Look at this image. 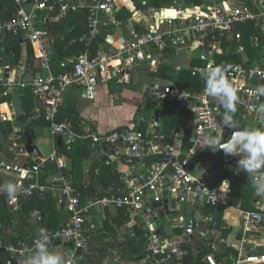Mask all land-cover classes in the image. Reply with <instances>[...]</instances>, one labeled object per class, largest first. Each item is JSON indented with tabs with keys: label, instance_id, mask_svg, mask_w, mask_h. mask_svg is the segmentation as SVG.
Masks as SVG:
<instances>
[{
	"label": "built area",
	"instance_id": "1",
	"mask_svg": "<svg viewBox=\"0 0 264 264\" xmlns=\"http://www.w3.org/2000/svg\"><path fill=\"white\" fill-rule=\"evenodd\" d=\"M15 3V13L0 19V52L9 39L31 43L38 50L40 73L29 79L24 69L3 72L0 87L5 89L4 96L16 88L30 90L42 106L41 116L53 137L62 141L64 151L55 146L49 157L36 158L27 149L24 130L17 126L10 133L6 144L8 156L0 159V172L14 179L13 183L20 188L15 198L7 196L14 220L19 217L23 199L45 200L53 193L65 219L58 230L48 233L52 243L73 245L65 254L69 264L97 261L89 259L97 258L96 249L104 247L107 241L97 244L94 237L107 213L114 210L125 212L130 220L128 228L142 221L138 225H143L146 240L139 264H264V253L260 251L264 247L257 243L264 233V198L258 197L253 211L232 206V185L241 174L236 171L239 157L227 158L225 169L232 178L229 176L220 184L214 173H208L207 168L214 164L202 159L207 149L202 148L203 136L219 133L226 140L235 130L222 128V109L218 113L216 98L204 90L194 95L180 92L169 83L151 87L149 94L156 100L186 99L190 104L192 115L172 133L173 144L165 143L166 136L158 134L155 121L149 123L145 132L121 126L108 133L78 134L70 120H58L70 88H81L84 97L93 102L98 87L116 80L125 81L129 70L149 66L153 73L160 64H167L166 60L172 62V57L164 56V52L172 49L177 59L188 63L187 68L176 66L177 71H192L204 84L210 66H219L221 58L234 57L225 66L226 78L238 96L236 130H242L241 124L264 128V113L259 110L264 105V94L258 91L264 88V0H204L201 6L173 10L179 14L174 18L163 15L168 9L151 7L145 12L135 11L131 39L116 46L109 36L106 39L109 50L96 55L92 54V48L101 28L119 25L115 14L121 9V0H15ZM124 3L127 6L128 0ZM70 14L86 15L88 31L79 40L84 49L70 70L56 75L52 70L56 38L50 29L40 30L39 26H55ZM138 14L144 15L140 22H135ZM67 64L62 63L61 67L66 69ZM37 118L38 115H32L28 124ZM12 121L0 116V123ZM187 138L192 142L190 148L186 147ZM86 141L91 143L102 165L113 167L117 173V183L108 190H91L88 183L80 189L67 174L71 170L68 157L73 146ZM219 153H212V157ZM51 165L58 167V175L49 185L40 184L41 174ZM158 203L162 204L159 209L169 217L166 228L156 219L148 221L153 205ZM148 209L151 214L146 215ZM221 209L224 215L236 212L240 221L242 235L234 243L224 236L230 227L220 222V229H215ZM206 210L211 213L203 215ZM35 217L43 221L40 212ZM36 240L18 249L0 240V254H15L20 258L0 264H22ZM115 261L120 262L121 258Z\"/></svg>",
	"mask_w": 264,
	"mask_h": 264
},
{
	"label": "trees",
	"instance_id": "2",
	"mask_svg": "<svg viewBox=\"0 0 264 264\" xmlns=\"http://www.w3.org/2000/svg\"><path fill=\"white\" fill-rule=\"evenodd\" d=\"M203 3L204 0H128V6H124L123 0V6L116 12L115 19L117 22L120 23V26L124 28L126 27L127 23L133 18L135 11L145 12L148 10V8L151 7H154L159 10L168 9L169 11L163 13V15L167 16L168 18H174L177 17L179 14L173 10L182 11L187 8L201 6ZM2 11L3 7L0 9V13H2ZM8 13L14 14L15 10H13L12 12L9 11ZM49 29L51 35L56 38L55 49L52 55V70L56 75H62L67 70H70L72 68L73 61L84 49L83 45H81L78 40L82 35L87 34L88 31L86 15L70 14L66 16V18H64L61 23L56 24L55 26L50 25ZM113 33L114 28L112 26H103L101 28V34L93 44V55L98 54L100 51L104 52L109 50L108 44L106 43V39L107 37L112 36ZM73 40H77V43L75 45H71ZM23 44L28 45V67L37 72L41 67L40 60L38 58V50L35 46L24 42L21 39L13 38L6 41L0 52V58L2 57L4 59L5 56H8L7 59L11 61L13 67L19 66L21 63L20 60ZM172 54V49L167 52H164L165 57H171ZM232 59H234V57L221 58L219 60V66H225V62L230 61ZM62 63H68L67 67H64L66 69H63V67H61ZM196 65L201 64L196 63ZM149 75H151L156 80L164 81L166 83H169L170 85H173L180 92H186L190 95L201 93L205 89V84L200 81L197 74L189 70L177 71L176 67H173L172 65L160 64L157 67V71L149 73ZM4 92L5 89L0 87V103L6 102V100L10 99L7 98V96L3 95ZM112 92L114 91L112 90ZM14 93H18L19 97L25 102L32 103L34 102V100H37L30 90L23 91L19 88H16L14 90ZM150 97L151 98L148 99L145 112L147 113V111H152L151 113H153V119L151 118L150 120L148 117L144 116L142 118H145L146 121L142 122V118L140 119V117L142 115L143 108H139L132 121L134 129H139L140 131L145 132L148 128L149 123L151 121H156L157 116L155 115V107L153 109V106H156L157 100L152 96ZM29 113L30 111L28 110L23 116L19 118L21 120V123L26 122V120L29 118ZM160 114H164V118L162 119L161 116H159L158 124L162 120H166L170 117V113L166 109L164 111H161ZM182 118V115H180L178 118L179 123H177L175 127H168L169 125H165V127L162 129H159V127L157 128L159 135L166 136L165 143H174V139H172V133L177 130L179 124H181ZM66 119L72 122L74 131L76 133L84 134V126L82 125L83 123L80 118V115L76 112L74 108L67 105L63 106L58 117L59 121H63ZM239 120H241V115H239ZM33 123H29V125L27 126L28 131L32 130L33 126L31 124ZM241 125L242 129L246 127L251 128L248 127L246 124ZM13 129L14 128L11 122L0 123V151H2V149L7 144L8 138ZM78 144H83L81 146L85 147V151L83 154L84 158H89L92 151L91 143L89 141L79 142L73 146L70 157L73 158L74 166H72V169L70 170V172H68V175L71 176V178L75 182V185L81 189L85 184L88 183L90 185L91 190L95 191L98 188L108 190L110 187H112V185L116 184L118 179L115 169L113 167H106L102 165L101 160L98 159H96L95 162L92 164L91 169L88 171V174L84 179L83 167H81V165L83 164V159L80 158L78 154L76 155V152H74V148H76ZM186 147H192V142L189 138L186 139ZM60 151H64L63 148H61ZM79 153L81 154V152ZM212 153L213 152L211 150L207 151L205 154L206 156L203 160L206 161L207 158L211 157ZM219 154L222 159L217 163V166L214 164V167H216L217 171L216 181L218 184H220L225 178L229 177L225 173L218 172V168L219 165L220 168L223 165V159L226 160L230 157L226 156L223 151H220ZM76 162L79 164L76 165ZM230 178L232 177L230 176ZM4 183L5 181L0 180V184ZM84 194L87 195V192H84ZM6 198L7 195L0 198V200L2 201V203H4L5 206L7 201ZM29 199L35 202V204L38 205V208H40L41 204L46 200H39L37 198ZM257 199L258 196L255 195V191L252 186L250 177L245 173L241 172L240 176L234 179L232 185L230 197L232 206L245 211H253L255 210V202L257 201ZM210 213V210H206L205 212H203V215H207ZM223 215L224 210L221 209L217 216L218 222L222 223ZM42 222H44V217ZM129 222L130 220L128 216L123 211H116L114 214L107 213V217L105 218V221L103 222L98 234L94 237V240L96 242L107 241V245L105 244V248L100 253V256L96 258L97 261L92 262L93 264H102L103 259L108 257V252L110 251V249L117 248L116 242L118 241L119 236L126 239V241L122 243L123 249L121 250V260H123L124 264H139L140 260L143 258L146 231L143 225H140L139 227L138 224L141 223H137L133 227L131 233H129V231L123 233V228ZM52 227L53 225H49L46 230H50ZM229 234L230 230L224 231V236L226 238H228ZM261 252L264 253V250H261ZM27 256H25L23 260Z\"/></svg>",
	"mask_w": 264,
	"mask_h": 264
},
{
	"label": "crops",
	"instance_id": "3",
	"mask_svg": "<svg viewBox=\"0 0 264 264\" xmlns=\"http://www.w3.org/2000/svg\"><path fill=\"white\" fill-rule=\"evenodd\" d=\"M122 6H123V0H121V4H120L121 8H122ZM2 7H3V11H2V13H0V19L1 20L10 18L12 16V14H10L8 12L9 11L12 12L13 10L17 9V5L15 3V0H0V9ZM143 15L144 14L136 15L134 17V21L140 22ZM118 24L119 25H117V26H112L114 28V33L111 36V40L115 42L116 46H118V44H117L118 42L122 43L124 40L128 41L129 39H131V37L133 36L132 33H133V27H134V22L132 20H130L127 23L126 27H124V28L122 26H120L119 22H118ZM39 27H41L43 29H45V28L49 29L50 28V26H45V25L44 26L40 25ZM126 28L129 29L128 37L126 36V34L124 32ZM29 44H31V43H29ZM3 46H4V44H3ZM27 57H28V45L27 44L22 45V54H21V60H20L21 63L19 66L13 67L10 60H8L6 58L3 59L1 57L0 59H1V62H3V64L0 65V74H2L3 72H6L7 70L17 72L21 69H24L27 73L28 78L30 79V77H33L35 74L40 73V72H38V71L36 72L33 69H30L28 67V58ZM171 57L175 60V58H176L175 52H173ZM174 60L172 62L166 60V63H170L168 65H173ZM178 61H180V60L178 59ZM144 68H146L147 70L143 71ZM142 72L144 73V76L149 75V73H150L149 66H145L142 68H136L134 70H129L127 72L128 75H127V79L125 81L116 80V81L111 82L106 87L107 93L109 94L108 96H109V98L111 97V99H112V100H110L109 104L110 105L115 104V105L122 106L121 105L122 102H119L118 104L115 102L118 101L117 99H120V97H122L121 95L125 91L126 92L130 91L129 89H127V87L125 89H122L123 85L124 84H126L127 86L133 85V87H134V84H136V85L139 84L140 80L138 78H137V80H135V78L138 75L142 74ZM44 73L45 72H41L42 75H45ZM12 76H14V73L12 74ZM8 77H9V75H8ZM112 90L114 92H112ZM121 92H123V93H121ZM147 96H150L149 91L147 93ZM7 98H10V99L6 100V102L0 103V116L8 117L9 119L13 120L11 122L13 125V128L18 126V128H21L26 133L28 131L27 126L29 125L27 120H29V118H31L30 116H32V115H38V118L34 121V123L32 122L33 124H31L33 126L31 131L34 133V136H35L34 145H35V142L37 141L38 135H41V134L45 135V137H46L45 148H46L47 155H45L43 153V151L41 149H39L37 145H35V147L37 148V151H38V153L35 154L36 158H39V157L47 158V157H49L53 153L55 146L57 147V149L59 151L61 148H63L62 142L59 143L58 139L55 140V138L53 137L52 132L50 130V127L48 126V124H46V121L41 116V114H42V108L41 107L42 106H41L39 101L34 100V102H32V103L25 102L24 100H22L19 97V94L14 93V91L11 93L9 92V94H7ZM66 99H67L66 105L74 108L76 110V112L80 115V118H81L82 123H83L82 125L84 126V128H83L84 133H87L89 131L97 132V133H108V132L114 131L118 127L124 126V125H119V121H117L116 119H114L112 121L111 126H108V125H110V122L107 120V117L104 116L102 113V107L104 104H106L105 102L107 100L105 97H101V96L99 97V94H98V96H96L95 101L91 102V101H88L84 97V94H83L81 88L72 87V88H70ZM80 100H85L88 103L86 102V103L82 104L81 103L82 101H80ZM140 106L142 107V104L139 105V107L137 106V107H133L131 109L130 112H132V111L133 112H132L131 118L128 119V120H130V122L133 121L137 110L139 108H141ZM28 110L30 111L29 118L26 120L25 123H21V120L19 118L21 116H23ZM185 122H183L182 124H184ZM0 141H1V139H0ZM81 145H83V144H81ZM81 145L78 144V146H76V148H74L75 149L74 152H76V155L78 154V156H80V158L83 159V164L81 165V167H83V176L85 179L87 174H88V171L92 167V164L95 162L96 159L100 160V158H98V155L95 152H92L93 151L92 149H91L92 151H91V155L89 156V158H84L83 154L85 151V147L84 146L82 147ZM206 151H208V150H206ZM79 152H81V154ZM7 156H8L7 148L5 145V147L2 149V151H0V159H4ZM68 161H69V164H70L71 169H72V166H74V161H73V158L70 157V155L68 157ZM77 164H79V163L76 162V165ZM209 166H211V165L209 164ZM211 167L212 168H207L208 173H209V175H211V173H214L213 177H216V174H217L216 167H214V165H212ZM67 174H68V171H67ZM57 175H58V167L51 165L46 170H44V172L41 174L39 182H40V184H43V185H49ZM0 180L5 181V183H7V181H11V182L14 181V179H11V178L5 176L1 172H0ZM1 197H3V196H0V198ZM6 200H7V198H6ZM36 212L41 213L42 217H44V222H39L37 220V218L35 217ZM115 212L116 211L114 210V211L110 212V214H114ZM231 212H234V211H231ZM231 212L226 213L223 217V220L226 221V216H228ZM14 219H15V217L10 213V209L7 206V201H6V206H5L4 203H2V201L0 200V225H1L0 240L5 245L10 246V247L12 246V247L18 249V248H20V245H28L33 239L37 238L39 229H41V228L46 229L49 225H53V227L47 231L50 232V231L58 230L62 226V223H63L65 217H64L62 208L56 202L54 194L50 193L48 195V197L46 198V200L41 204L40 208H38V205L35 204V202L31 201V199H27V198L23 199L22 210L19 214V217L16 218V220H14ZM226 226L231 228L230 234L228 237L229 242H230L231 237H233V238H232V241L230 243H232V242L234 243L235 240L237 239V237H239V239L241 238L242 234H241V230H240V221H238V219H237V222L235 223V226L238 227V231H235L234 226H231L229 223L226 224ZM263 242H264V240H263ZM97 244H99V242H97ZM97 244H94V247ZM104 248H105V245H104V247L102 246V248H99V250L96 249L97 252L99 251L98 254H100ZM57 249H58V247L53 249V250L57 251ZM261 250L262 249H260V251ZM263 250H264V248H263ZM63 254L64 253H62V255ZM5 255H8V257H6V259L3 258V256H5ZM5 255L4 254L0 255V263H2L4 261L6 263L8 260H19L20 259L15 254H5ZM89 260H93V259H89ZM94 260H96V258H94Z\"/></svg>",
	"mask_w": 264,
	"mask_h": 264
},
{
	"label": "clouds",
	"instance_id": "4",
	"mask_svg": "<svg viewBox=\"0 0 264 264\" xmlns=\"http://www.w3.org/2000/svg\"><path fill=\"white\" fill-rule=\"evenodd\" d=\"M227 70V66H210L204 91L208 96L216 98L218 113L222 109V128L235 130L226 140L219 133L203 136L202 148H208L213 153L223 151L226 156L239 157L236 164L237 173L243 172L248 175L255 195L264 198V128L246 127L236 130L238 125L234 116L238 110V96L236 89L226 78ZM258 91L264 94V88ZM259 110L264 113V105H261ZM19 191L16 183L0 184V193L6 194L10 199L15 198ZM125 227L123 233L128 231ZM22 264H69V258L53 250L48 231L41 228L31 253L22 260Z\"/></svg>",
	"mask_w": 264,
	"mask_h": 264
},
{
	"label": "rangeland",
	"instance_id": "5",
	"mask_svg": "<svg viewBox=\"0 0 264 264\" xmlns=\"http://www.w3.org/2000/svg\"><path fill=\"white\" fill-rule=\"evenodd\" d=\"M39 29L42 30L41 27H39ZM124 32H125L126 36L128 37L129 29L126 28ZM5 58L7 59L8 56H5ZM167 64H170V63H167ZM172 66L173 67L183 66V67L187 68L188 63H184L182 61L180 62V61H178L177 58H175ZM145 70H147V69L144 68L143 71H145ZM137 78L140 80V83L137 85L134 84V87H133V85L131 86L130 84H129L130 86H127L126 84H124V85L122 84L123 85L122 89H125L127 87V89L130 90V91H128L129 93L126 91L124 93L121 92V93H123L121 95L122 97H120V99H117L118 101L115 102L117 104L119 102H122L121 103L122 106L115 105V104H113V105L109 104L110 100H112V99H111V97L109 98V96H108L109 94L107 93V90H106L107 86H100L97 88V96L99 94V97L100 96L105 97L107 100L105 102L106 104H104L102 107V113L104 116L107 117V120L110 122V125H108V126H111L112 121L114 119H116L117 121H119V125H124L125 127H133L134 126L133 123L130 122V120H128L131 118V115L133 112V111L132 112H130V111L133 107H137V106L139 107V105H141V104H142L143 112H142L140 119L142 117L146 116L151 120V118L153 116V113H151L152 111H147V113L145 112V108L147 107L148 99L151 98L150 96H147V93H148V91H150V88L152 86H154V85L166 86L167 83L164 81L156 80L151 75L144 76L143 72H142V74L138 75L135 78V80H137ZM80 101H82L81 102L82 104L87 102L85 100H80ZM189 106H190V104L186 99H184L183 101H181V99H171L170 101H168L167 104H165L163 102L162 105H160V106L156 105L155 109L159 110L158 112L164 111L166 109L170 113L169 114L170 117L168 119L162 120L158 124L159 129L164 128L165 125H167V126L169 125L168 127H170V126L175 127L176 124L179 123L178 118L180 115H182V117H183L181 119V124L183 122H185L192 115L191 107H189ZM181 124H179V126ZM45 144H46L45 135H42V134L38 135L37 141L35 142V145H37L38 148L41 149L45 155H47ZM206 150L210 151V149H208V148ZM206 152L202 155V159L205 158ZM211 157H212V155H211ZM211 157L207 158V160L205 162H211V163L215 164L216 166H217V163L222 159L221 156L218 154L213 155L212 158ZM226 161H227V159L226 160L223 159V161H222L223 165L221 166V168H220V165H219V168L217 167L218 172L225 173L226 175L231 176V172H228L225 169ZM168 198H170V197L168 196ZM236 217H237L236 212H231L228 216H226V221L231 226H234L235 231H238V227L235 226V223L237 222ZM142 219H145V218H142ZM152 219H156L157 223L160 226H163L165 228L168 227L167 221L169 220V217L162 210L153 209V212L150 215V218L148 219V221H151ZM226 221L222 219V224L224 227L226 226V224H228ZM139 222L141 223L142 221L140 220ZM125 229H127L129 231V233L132 232V229H128L127 226L125 227ZM261 236H262V239H258L257 243L261 244L260 245L261 247H264V242H263L264 233H262ZM232 238L233 237H231L230 242L232 241ZM125 241H126L125 238L119 236L118 241L116 242L117 248L110 249V251L108 252V257L103 259L102 264H123L122 260L120 262L115 261V260L121 258V250L123 249L122 243H124ZM67 251H68V249L64 248V246H59L57 249V252H59L60 254L64 253L63 256H65ZM99 256H100V254L97 255V257H99ZM6 257H8V255L3 256L4 259H6Z\"/></svg>",
	"mask_w": 264,
	"mask_h": 264
},
{
	"label": "water",
	"instance_id": "6",
	"mask_svg": "<svg viewBox=\"0 0 264 264\" xmlns=\"http://www.w3.org/2000/svg\"><path fill=\"white\" fill-rule=\"evenodd\" d=\"M1 64H3V62H1ZM9 71L10 70H7L6 72H9ZM6 78H8V74H6ZM164 103L166 104V102H164ZM157 104H162V102L160 100H158ZM154 107H155V105L153 106V109H154ZM155 115L157 116V119H156L157 123L159 121V116H161L162 119L164 118V114H160V112H157ZM25 137H26V140H27V149H28V151L30 152V154L35 156V154H37L38 151H37V148L34 145V141H35L34 133L32 131H27L25 133ZM58 141H59V143L62 142L60 139ZM161 207H162V204H160V203L153 205L154 209H159ZM169 208L172 209V206L170 205ZM149 214H151V210L150 209L146 210V215H149ZM220 226H221V223L217 222L215 224V229L219 230ZM59 246H64V248H66V249H71L73 247V245L71 243L62 244L61 241H56V242L52 243L53 249H55V248H57ZM0 255H3V253H1Z\"/></svg>",
	"mask_w": 264,
	"mask_h": 264
},
{
	"label": "bare ground",
	"instance_id": "7",
	"mask_svg": "<svg viewBox=\"0 0 264 264\" xmlns=\"http://www.w3.org/2000/svg\"><path fill=\"white\" fill-rule=\"evenodd\" d=\"M79 40H80V39H79ZM79 40H78V42H79ZM75 41H76V43H77V40H73L72 42H75ZM76 43H75V44H76ZM228 185H229V184L226 183V184H225V187H227Z\"/></svg>",
	"mask_w": 264,
	"mask_h": 264
},
{
	"label": "flooded vegetation",
	"instance_id": "8",
	"mask_svg": "<svg viewBox=\"0 0 264 264\" xmlns=\"http://www.w3.org/2000/svg\"><path fill=\"white\" fill-rule=\"evenodd\" d=\"M156 104H157V103H156ZM157 105L160 106V105H162V104H157ZM158 111H159V110H156V109H155V110H154L155 114H156Z\"/></svg>",
	"mask_w": 264,
	"mask_h": 264
}]
</instances>
